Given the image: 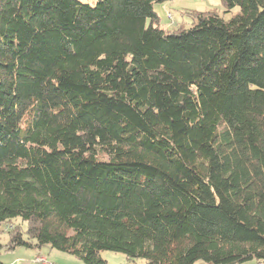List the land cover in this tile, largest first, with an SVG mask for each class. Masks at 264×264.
<instances>
[{
    "label": "trees",
    "instance_id": "16d2710c",
    "mask_svg": "<svg viewBox=\"0 0 264 264\" xmlns=\"http://www.w3.org/2000/svg\"><path fill=\"white\" fill-rule=\"evenodd\" d=\"M165 1L0 0V250L264 261V0Z\"/></svg>",
    "mask_w": 264,
    "mask_h": 264
},
{
    "label": "rangeland",
    "instance_id": "374dc122",
    "mask_svg": "<svg viewBox=\"0 0 264 264\" xmlns=\"http://www.w3.org/2000/svg\"><path fill=\"white\" fill-rule=\"evenodd\" d=\"M87 3H95L96 0H81ZM155 10L161 18V27L166 30H178L180 28H189L193 25V12L220 11L224 14V8L221 0H167L163 3H156ZM237 8L231 13L225 14L228 19ZM28 224L22 218H15L3 224L0 228V242L7 244L9 234L15 230H25ZM101 256L110 264H146L144 259H136L134 262L129 261L127 256L120 252L104 250ZM38 257H45L48 264H84V262L69 253L45 246L42 249H29L18 247L14 250H0V262L5 264H41L35 261ZM259 261L258 264H263ZM47 264V263H46ZM195 264H207L199 260Z\"/></svg>",
    "mask_w": 264,
    "mask_h": 264
},
{
    "label": "crops",
    "instance_id": "0c3cea01",
    "mask_svg": "<svg viewBox=\"0 0 264 264\" xmlns=\"http://www.w3.org/2000/svg\"><path fill=\"white\" fill-rule=\"evenodd\" d=\"M45 258V257H44ZM259 261L257 260H251V261H248L246 263H243V264H258Z\"/></svg>",
    "mask_w": 264,
    "mask_h": 264
},
{
    "label": "built area",
    "instance_id": "2783aa9c",
    "mask_svg": "<svg viewBox=\"0 0 264 264\" xmlns=\"http://www.w3.org/2000/svg\"><path fill=\"white\" fill-rule=\"evenodd\" d=\"M35 262L36 263H41V264H46L47 263V260L46 259H39V261H35Z\"/></svg>",
    "mask_w": 264,
    "mask_h": 264
},
{
    "label": "bare ground",
    "instance_id": "6f19581e",
    "mask_svg": "<svg viewBox=\"0 0 264 264\" xmlns=\"http://www.w3.org/2000/svg\"><path fill=\"white\" fill-rule=\"evenodd\" d=\"M39 259H46V258H44V257H38V259L36 261H39ZM47 263H48V261H47ZM263 264H264V262H263Z\"/></svg>",
    "mask_w": 264,
    "mask_h": 264
}]
</instances>
